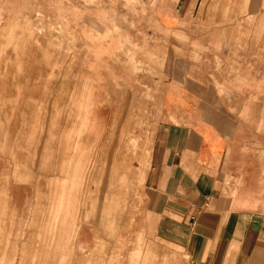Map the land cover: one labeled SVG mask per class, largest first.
I'll return each mask as SVG.
<instances>
[{
  "label": "crops",
  "instance_id": "crops-1",
  "mask_svg": "<svg viewBox=\"0 0 264 264\" xmlns=\"http://www.w3.org/2000/svg\"><path fill=\"white\" fill-rule=\"evenodd\" d=\"M16 34L72 52L56 255L264 264V0H0V100Z\"/></svg>",
  "mask_w": 264,
  "mask_h": 264
},
{
  "label": "rangeland",
  "instance_id": "rangeland-1",
  "mask_svg": "<svg viewBox=\"0 0 264 264\" xmlns=\"http://www.w3.org/2000/svg\"><path fill=\"white\" fill-rule=\"evenodd\" d=\"M15 26L22 29L19 19ZM22 47V34H16L14 81L3 88L12 90L14 97L0 100L3 110L9 106L14 111L11 125V115L0 113V264H79L77 253L72 259L73 250L65 242L56 255L54 242L55 225L62 213L59 206L66 192L65 179L56 177L59 171L53 143L60 122L65 125L71 117L65 112L76 79L72 52L69 47L45 51L42 58L36 49L32 57L35 65L28 67L23 64L26 50ZM42 61L48 65L42 66ZM59 90L62 98H56ZM40 91L54 96L38 97ZM58 104L60 109L63 106L62 114H56ZM85 260L80 264H90ZM162 263L167 264L163 258ZM141 264H150L147 253Z\"/></svg>",
  "mask_w": 264,
  "mask_h": 264
}]
</instances>
